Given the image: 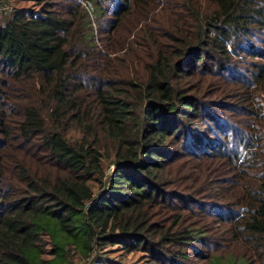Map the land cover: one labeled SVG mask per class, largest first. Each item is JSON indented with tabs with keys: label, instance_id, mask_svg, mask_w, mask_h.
I'll list each match as a JSON object with an SVG mask.
<instances>
[{
	"label": "trees",
	"instance_id": "trees-1",
	"mask_svg": "<svg viewBox=\"0 0 264 264\" xmlns=\"http://www.w3.org/2000/svg\"><path fill=\"white\" fill-rule=\"evenodd\" d=\"M20 1L0 264H264V0Z\"/></svg>",
	"mask_w": 264,
	"mask_h": 264
},
{
	"label": "rangeland",
	"instance_id": "rangeland-1",
	"mask_svg": "<svg viewBox=\"0 0 264 264\" xmlns=\"http://www.w3.org/2000/svg\"><path fill=\"white\" fill-rule=\"evenodd\" d=\"M31 6L30 3L20 0H0V19H3L5 15L10 11V9L14 6ZM102 165L105 170H109L112 166L106 160H103ZM109 165V166H108ZM94 190H97V186L95 185ZM51 248V244H46V249L49 250ZM96 247L93 246L91 256L95 255ZM97 251V250H96ZM105 252L107 258L113 264H142L143 261L139 259L140 253H126L121 251L118 247L107 245L102 249ZM45 257L50 258L51 256L45 254ZM87 260H83L78 254L74 253L69 257V262L66 264H86Z\"/></svg>",
	"mask_w": 264,
	"mask_h": 264
}]
</instances>
